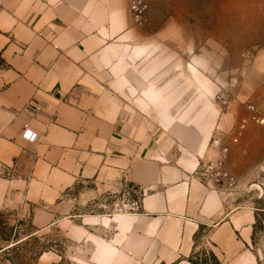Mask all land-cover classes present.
I'll return each instance as SVG.
<instances>
[{
	"label": "crops",
	"instance_id": "crops-1",
	"mask_svg": "<svg viewBox=\"0 0 264 264\" xmlns=\"http://www.w3.org/2000/svg\"><path fill=\"white\" fill-rule=\"evenodd\" d=\"M85 6L0 0V217L68 215L73 190L93 185L82 198L124 190L141 206L82 219L78 233L94 239L95 264H176L201 227L213 228L221 257L248 246L259 200L233 194L230 172L233 188L203 174L219 130L167 123L159 68L135 77L119 48L129 28L109 8L96 24ZM25 125L34 133L29 141ZM259 261L245 254L237 264Z\"/></svg>",
	"mask_w": 264,
	"mask_h": 264
},
{
	"label": "rangeland",
	"instance_id": "rangeland-1",
	"mask_svg": "<svg viewBox=\"0 0 264 264\" xmlns=\"http://www.w3.org/2000/svg\"><path fill=\"white\" fill-rule=\"evenodd\" d=\"M129 1L86 0L85 7L96 24L101 23L106 9L115 10L130 31L128 40L118 39L119 48L129 53L127 61L134 65V76H141L144 68L152 77L151 71L159 68L166 98L160 107L167 123L180 121L189 127L213 124L220 135L215 137V133L211 148L216 157L207 164L220 160L221 149L228 147L224 169L237 179L233 194H245L246 201L259 200L256 207L262 210L254 212L253 239L245 248L221 257L213 246V228L201 227L191 253L177 264H190L205 251H214L223 264H237L245 254L264 264V124L251 122L247 109L254 106L264 118V0H148V19L143 27L131 24ZM243 120H249L247 128L234 144ZM216 141L220 142L218 148L213 145ZM85 187L93 185L73 190L75 207L65 216L30 211L1 214L0 238L9 243H0V249L8 245L17 248L1 254L0 264H95L98 248L94 239L81 240L78 233L82 219L99 213L107 217L126 214L129 212L117 211L114 205L140 201L125 195L124 190L82 198L89 193ZM51 220L54 225H50ZM110 236L111 231H107L103 237ZM196 261L203 263L201 258Z\"/></svg>",
	"mask_w": 264,
	"mask_h": 264
},
{
	"label": "built area",
	"instance_id": "built-area-1",
	"mask_svg": "<svg viewBox=\"0 0 264 264\" xmlns=\"http://www.w3.org/2000/svg\"><path fill=\"white\" fill-rule=\"evenodd\" d=\"M129 9L131 12L132 16V21L133 24L137 27H143L148 19V11H149V4L148 0H130L129 2ZM248 111L250 112V118L249 120L251 122H254L258 125H263L264 124V118L257 112L254 106L250 105L248 106ZM249 120H243L240 124V126L237 128L235 135L233 137V143L237 144L240 140V137L242 134L245 132L248 121ZM28 133H31V136L27 135ZM34 136V133L31 131L29 125H25L22 137L24 140H31ZM220 142L216 141L213 143L215 147H220ZM214 147V146H213ZM229 153V148L228 147H223L221 149V154L223 157L218 160L215 163H209L206 164L203 168V174L206 177H209L214 184H221L223 182H226L228 185V188H233L236 184V181L233 177L229 175L227 171L224 169V163L226 156ZM139 202L138 201H130L128 204H115L114 209L117 211H121V209L126 210V212L129 213H135L139 211ZM122 207V208H121Z\"/></svg>",
	"mask_w": 264,
	"mask_h": 264
},
{
	"label": "trees",
	"instance_id": "trees-1",
	"mask_svg": "<svg viewBox=\"0 0 264 264\" xmlns=\"http://www.w3.org/2000/svg\"><path fill=\"white\" fill-rule=\"evenodd\" d=\"M0 243H9V241L4 240L3 238H0ZM17 243V242H16ZM19 245V244H18ZM12 245H8L7 247L1 248L0 249V255L1 254H10L11 252L15 251L17 248V245H14L12 247H10ZM195 252H193L192 255ZM202 259L203 263L202 264H223V262L221 261V259L219 258V256L214 252V251H210V252H203L200 255H196L195 257L192 258L191 261H189L190 264H199L196 259ZM196 261V262H195ZM182 263V262H181ZM179 263V264H181ZM177 264V263H176Z\"/></svg>",
	"mask_w": 264,
	"mask_h": 264
},
{
	"label": "snow or ice",
	"instance_id": "snow-or-ice-1",
	"mask_svg": "<svg viewBox=\"0 0 264 264\" xmlns=\"http://www.w3.org/2000/svg\"><path fill=\"white\" fill-rule=\"evenodd\" d=\"M27 135L31 136V133H28Z\"/></svg>",
	"mask_w": 264,
	"mask_h": 264
}]
</instances>
